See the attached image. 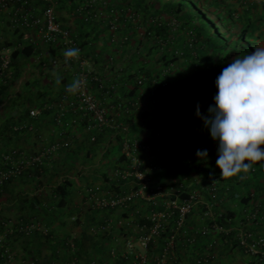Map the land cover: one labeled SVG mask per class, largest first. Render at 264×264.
Segmentation results:
<instances>
[{
	"label": "crops",
	"instance_id": "crops-1",
	"mask_svg": "<svg viewBox=\"0 0 264 264\" xmlns=\"http://www.w3.org/2000/svg\"><path fill=\"white\" fill-rule=\"evenodd\" d=\"M59 1L57 13L60 21L77 33L86 31V25L80 17H70L73 13L71 1L64 0L62 5H60L62 0ZM205 1L207 5L215 3L219 7L220 5L225 8L229 7L231 11L235 12V17H242L254 24V33L258 36V43L261 45L260 47H264L263 3L258 0ZM39 5L41 6V4ZM93 9L98 14L94 21L100 32L99 34L97 33L98 37L95 36L96 38L92 43L94 49L101 54V57L105 58V56L114 54L120 60L124 58L125 54L136 47L141 48L144 53L149 52L152 48L150 51L152 62L146 63L149 68H152L157 64L156 62L163 51L169 55L173 51L175 52L176 61L169 72L171 84L163 90L166 92V102L162 101L161 97L154 102H148L146 108L142 112H134L128 122L130 134L133 137L139 138L145 145L150 146L149 149L142 152V156L148 165L153 164L157 166V169L152 172V186L156 184H168L174 180H182L189 188H196L201 191L203 203L197 204L195 209L187 215L184 224L187 231L186 235L178 236L177 249L173 255L176 264H195L194 262L199 256L209 252H213L217 256L216 264H264V254L258 256L247 254L243 249L238 247L235 237L236 229L239 227L243 229L249 228L256 232H264V225L260 227L250 225L247 220V214L258 206L262 205L261 207L264 210V199L263 196H260L261 191L254 190L256 186L259 188L264 186V178L260 177L259 179L252 180L251 170L247 174L241 173L231 178L221 177L220 169L216 166L218 142L211 139L209 130L204 126L203 121L195 115L197 104L200 106L201 114L208 115L207 109L210 105L214 104L213 97L217 92L215 80L223 68L232 62L231 57H233L234 53H227L225 55L224 52L223 55L217 54L215 49L209 47V44H204L198 40L189 28L191 25L197 24V22L194 21L189 25L188 21H185L186 25L183 19H176L165 8L153 6H149V8H130L124 0H97ZM63 12H65L66 17ZM113 16L119 18L118 35L128 34L132 41L131 46L128 45L124 50H121L109 41L110 34L107 30V25ZM0 30V32H3V36L9 37V32L1 23ZM157 46H160V48L157 49ZM228 51L232 50L229 48L226 52ZM169 55H167L168 58L170 57ZM238 57H240V54L235 53V58ZM147 58V62H149L150 59L149 57ZM127 66H131L132 68L130 63ZM157 66L160 69V65L158 64ZM30 69L34 72V68ZM57 77H70V75L63 68H58L57 71L50 72L49 78L54 80ZM55 82L56 80L53 81V83ZM124 82L121 78L119 82L120 87L117 92L123 98H126L129 94V90L127 89L129 85ZM59 87L58 85L55 88L56 92L59 91ZM48 91L51 92L52 89L49 88ZM8 114L0 113V155L3 151L16 145L26 149L36 148L38 141L30 134H23L15 138V143H5L7 141L5 135L9 133L7 131L8 123L13 120L11 119L12 116ZM39 124L45 142L51 141L52 117L42 118ZM158 130L163 134L162 139H158L154 134ZM87 135L79 128L73 138V148L77 151L76 155L79 157H82L83 153L90 151L89 146L91 143L88 141ZM187 136L191 137L192 141L189 146L183 143L184 138ZM99 140H101L99 144L101 146L99 147L100 150L97 148L92 149L98 153L95 164H100L101 162L104 166L106 165L105 169H103L106 174L110 173L114 167H123L125 163L119 161L122 157L120 136L105 131L99 135ZM157 146H161V148L157 149ZM261 147L264 148V145H261ZM198 149L207 150L208 158L206 161L202 162L195 155ZM104 153L105 155L102 156ZM263 165L264 161H261L255 163L253 168H260ZM87 166L88 164H82V170L78 169V171L86 174ZM214 178H218V191L222 197V201L220 204L217 203L213 208V217L216 218V222L218 221L219 224L221 223L223 226L232 228L230 233L227 234L211 228L209 225L212 223V220L205 218L203 215V212L206 210L205 202L209 199L208 187ZM20 179H17L15 184L9 187V190L0 191V222H3V219L7 218L15 221L18 217V203L20 200L15 196L17 192L22 191L30 193V195L33 194L31 192L33 184L29 183L31 181H27L24 178L26 181L24 183ZM247 180L252 183L251 185L249 184V188L245 187ZM131 187L132 185H127V189ZM249 191L251 192L250 198L248 197ZM245 197L249 199L246 201L247 204H243V198ZM81 201V198L79 200L74 199L73 205L80 206V209L83 211L84 207H82ZM143 207L145 209V206ZM136 212L138 211L136 210ZM220 214L222 217H219ZM112 215H115V217H111L112 222L115 223L120 212L117 211ZM129 215L133 217L134 213L129 211ZM205 225L210 227V231L206 236L196 233L197 230ZM170 228L171 225L168 229ZM7 234L8 238H10V247L13 248L12 250L15 254V260L19 259L20 261L21 259V262H23V257L26 256V252H29V250H24L20 246V242L15 239L16 235L12 236V230L6 234L4 232L0 233V237L7 239ZM65 234L72 233L64 230L62 233H58L57 236H64ZM193 237H196V243L191 245L187 239ZM45 263L55 264V259L48 257L45 259ZM0 264L5 263L0 260Z\"/></svg>",
	"mask_w": 264,
	"mask_h": 264
},
{
	"label": "trees",
	"instance_id": "trees-1",
	"mask_svg": "<svg viewBox=\"0 0 264 264\" xmlns=\"http://www.w3.org/2000/svg\"><path fill=\"white\" fill-rule=\"evenodd\" d=\"M63 1L64 0L61 1L60 5H62ZM70 1L72 3L71 8H73V16L80 17L83 23L86 25V31H80L81 33H77L75 30H72L76 34L81 47L85 49L86 54L91 56L90 58L94 64L95 72H98L100 78H103L104 76L102 74L105 68V60L103 57H101V54L94 49L92 43L95 38L98 37L100 32V29L96 27V22L94 21L97 17V14L93 11L94 4L97 2V0L89 6H86V4L89 3V0ZM124 1L127 2V5H129L130 8H149V6L165 8L176 19H183L184 24L186 25L187 23L185 21H188V24L191 23V21L197 22V24L195 23L194 25H191L192 32L195 34V37L202 43L207 45L209 44L210 48L220 51L221 55H223L224 52L225 55L227 54L226 50L231 47L229 45L230 42L235 43L236 46L238 45L242 49H246L248 52L254 51L252 49V46L254 45L256 47L261 46L258 43V36H256L254 33V24L248 22L242 17H235V12L231 11V8L229 7L225 8L222 5L219 7L215 3L207 5L205 0ZM78 8H89L90 11L92 10L90 18L84 20V16L81 17L80 13L77 11ZM194 10H197L198 14L203 16L201 22L191 14V12ZM108 27L109 26L107 25V30ZM82 29L85 28L83 27ZM4 38L7 39L5 44L7 46L13 45L14 47H18L20 43L19 41H21L20 35L19 39L15 41H8V36H5ZM158 48H160V46H157V49ZM34 50L35 49L33 46L29 45H26L22 49H15L11 55V74L4 76V83L0 84V102L4 101L0 113H9L8 115H11V119H13L8 123L7 126V131H9V133L6 134L7 136L5 135V139L7 137V141H5L6 144H12V142L15 143L14 139L20 137V135L23 134H30L33 136L32 133L34 132L28 129L15 131L13 127L18 124L27 123L28 126L32 125L37 129L36 134H41V136L44 137L40 131L39 121L42 118L51 117L52 112L44 111L41 116L36 119L30 117L29 111L32 108L42 106L46 102L52 103L55 101L61 91L62 85L69 80L71 81L70 77H57L53 80H56L55 83H53V81L44 80V78L41 77L43 75L42 73H44L42 72L43 69H40L39 66L45 63L48 65V67H53L52 59L48 58L44 61L42 60V62L34 64L32 69L34 68V72L37 71L40 74L36 77H33L31 80L27 79L23 81L20 84V89L17 90L16 93H13L14 95H11L13 87L18 82L19 78L25 73L27 63H29L28 61L34 55ZM150 51L146 53L142 52L139 55L133 54L129 61L125 63L121 78L125 81L124 83H128L129 85L127 87L129 94L126 98H135L140 89H142L145 93H150L154 85L153 80L156 78L159 81L160 77L162 76V70H167L168 67L170 65L173 66L176 61L174 51L171 53V55L166 54L163 51L162 55L159 57V60L156 62L157 64H155V66L152 68H149L146 63L152 62L150 59L152 57ZM49 54L52 57H56L58 53L57 51L55 52V50H51L49 48ZM167 55L170 57L168 58ZM147 57L150 59L149 62H147ZM166 58L168 59L166 60ZM129 63L132 65L133 69L131 66H127ZM158 64L160 65V69L157 68ZM172 66H170V70ZM170 70L168 72H170ZM166 77H169V73L166 74ZM58 78L60 81L59 83H57ZM138 78H142L143 87L138 84ZM119 81H121V79ZM58 85L60 86L59 91L56 92L55 88L58 87ZM49 88L52 89L51 92L48 91ZM91 90L96 93L99 98L103 97L100 89L98 88L97 82L92 81ZM163 90V86L160 83L159 85L155 86L154 94L157 97L160 96V99L166 102V92ZM126 120L128 121L129 118H126ZM100 142L101 140L98 138L96 143L90 144V151L83 153L82 158L85 160V164H88L86 174L78 173L77 175L75 174L71 176V173L69 172V164L65 166V171H62V173L55 171L51 172L49 171L50 167L48 168L49 164H47L44 166H37L29 170L28 173L26 172L23 174L21 177L11 178L8 182L0 185V191H7L9 190V187L15 184L17 179L21 178L20 181L26 183L24 180L25 178L27 181H35V186L37 188L36 192L31 195L30 193H25L22 191L16 193L15 196L18 200H20L18 203V217L15 221H12L9 218L3 219L4 221L0 222V233L4 232L6 234L8 231L12 230V236L16 235L15 239H17V241L21 240L20 246L24 250H29V252H26L27 255L34 256L36 254H40L43 251L41 246L47 245L49 248L50 257L57 261L59 260V264H157L156 257L162 252V249L165 245L167 232L163 233L157 240L149 242L147 249H145L146 260L144 263H142L138 257L136 258V252H141L138 247H136L134 250H128L126 247V242L129 239L136 240L138 236L141 235L142 232L140 231V226L149 223V221L146 219V214L152 207L150 203H146L141 198L135 199L134 202H129V204L123 208H120V206L101 207L97 206L95 203L96 198L123 196L129 193L130 190L135 187L131 179H116L112 177V171L108 174L103 171L106 165L104 166L101 162L100 164H95L97 162L96 155L98 153L92 149L97 148L100 150ZM8 150L3 151L2 153H7ZM62 153L66 159H71L72 157L79 158V156L76 155L77 151L74 150V148L66 150ZM104 155L105 153L102 156ZM121 156L122 157L119 159V161L127 165V159L122 154ZM201 161L204 162L206 159L201 158ZM125 165H121L123 167H117L124 169ZM5 168V165L0 163V170ZM114 169L115 167L112 170ZM49 172L51 173L49 174ZM45 174L46 176L47 174L50 176L52 174V176L54 175V178L57 177L56 182H42L37 180L38 177L45 176ZM250 174H252V180H255L256 178L259 179L260 177L264 178V165L260 168H255V170ZM128 184L132 185V187L129 189H127ZM249 184L251 185L252 183L247 180L245 187L249 188ZM218 190L219 188H217L218 199L222 200ZM254 190H260V196H263L264 199V186H261V188L256 186ZM254 192L256 193V191ZM250 193L251 192L249 191L248 197ZM78 198L82 199L81 204L82 207H84L83 211L80 209V206L73 205L74 199ZM247 198H243V204H247L246 201L249 200ZM140 205L142 206L140 207ZM143 206H145V209ZM136 210L138 212H136ZM117 211L120 212V215H118V218L114 223L112 222L113 220L111 219V215ZM129 211L134 213L133 217L129 215ZM120 219L124 221L117 224V221ZM125 220L130 221L125 222ZM59 221H61L63 225L69 223L71 228L77 225L82 227V234L79 236H73L72 234L57 236L56 232ZM35 224H40L41 227L29 229L30 226ZM87 227L92 229L91 243L88 248H86L84 245V239L87 237L85 235L84 228L87 229ZM246 230L252 229L248 228ZM117 231L123 236V241L121 244L114 243V240H116L114 232L116 233ZM253 231L256 232L255 230ZM54 234L56 235L54 236ZM6 237L7 239H4V237L2 238L3 242L0 244L1 261H4L1 257V253L5 248H8L11 253H13V248L10 247L11 243H9L10 238H8V234ZM176 249L177 244L175 250ZM13 255L15 258V254ZM35 259L36 260L33 261V264H42L39 259ZM169 260L170 261H168V264H176L173 256L169 257Z\"/></svg>",
	"mask_w": 264,
	"mask_h": 264
},
{
	"label": "built area",
	"instance_id": "built-area-1",
	"mask_svg": "<svg viewBox=\"0 0 264 264\" xmlns=\"http://www.w3.org/2000/svg\"><path fill=\"white\" fill-rule=\"evenodd\" d=\"M95 1L89 0L86 6L92 5ZM258 1L264 3V0ZM58 3L59 0H0V23L10 34L8 41L19 39V35L21 39L18 47L7 46L5 45L7 39L4 38L3 32H0V84L4 83V76L11 74L12 52L18 48L22 49L26 45L33 46L35 49L33 57L37 63L51 58L53 66L51 69H55L51 72L63 68L72 77L71 81L62 85L55 101L46 102L29 111L30 117L36 119L44 111L52 112L51 141L45 142V138L41 134H36L37 129L32 125L28 126L27 123L13 127L15 131L28 129L34 132L32 134L39 142L36 149L32 151L16 145L10 147L7 153L1 154L0 163L4 164L6 168L0 170V185L8 182L11 178L21 177L37 166L46 165L56 155L73 148V138L79 128L83 133L88 134L87 139L90 143H96L99 135L105 131L118 135L121 139V154L127 159V165L124 169L115 167L111 174L116 179H131L135 187L123 196L96 198L95 203L101 207L120 206V208L126 207L129 202H134L139 198L150 203L152 207L146 214L149 223L140 226L141 235L136 240L129 239L126 242V247L128 250L138 247L141 252H136V258L138 257L144 263L146 260L145 249L149 242L157 240L167 232L165 245L160 255L156 257V263L168 264L169 257L175 253V247L179 241L178 236L186 235L184 224L187 215L195 209L197 204L203 203L201 191L189 188L182 180L152 186V172L157 169V166L148 165L142 156V152L149 149L150 146L130 134V125L126 118H130L134 112H142L148 102L158 100L160 96L157 97L154 94L155 86L160 83L163 89L170 86L171 81L169 77H166V74L169 73L172 65L167 70H162L159 81L156 78L153 80L154 85L150 93H145L140 89L135 98H123L117 91L125 64L118 60L114 54L105 56V68L102 74L104 77L100 78L98 72L94 70L91 56L87 55L85 49L81 47L74 31L58 18ZM77 11L81 17L84 16V20H87L90 18L92 10L78 8ZM108 26L111 44L118 46L121 50H124L128 45L131 46L132 41L128 34L118 35L120 23L117 16H113L109 20ZM73 47L80 50L79 57L66 58L64 52ZM49 48L57 51L56 57L50 56ZM142 52L141 48L136 47L125 54L123 60L126 63L133 54L139 55ZM46 68L50 67L45 63L41 65V69L44 71ZM75 81L80 82V87L75 91H70L69 86ZM92 81L98 83L102 98H99L91 90ZM138 84L143 85L142 78H138ZM154 134L158 139L163 137L159 130ZM183 142L185 145H190L191 137H186ZM160 148L161 146H157V149ZM217 188L218 178H214L208 187L209 199L205 202L206 210L203 215L212 220L209 225L211 228L227 234L232 228L219 224L213 217V208L222 201L218 199ZM219 217L222 215L220 214ZM247 220L250 225L260 227L264 225V212L255 208L247 214ZM170 225L171 228L168 229ZM209 226H203L196 233L206 236L210 231ZM34 227L39 228L40 226L35 224L29 229ZM235 237L238 247L247 254L253 256L264 254V232H254L239 227L236 229ZM187 241L191 245L195 244L196 237L188 238ZM2 242L3 239L0 237V244ZM1 257L5 264H12L14 261V255L8 248L2 250ZM216 262L217 256L213 252H209L199 256L194 263L216 264Z\"/></svg>",
	"mask_w": 264,
	"mask_h": 264
},
{
	"label": "clouds",
	"instance_id": "clouds-1",
	"mask_svg": "<svg viewBox=\"0 0 264 264\" xmlns=\"http://www.w3.org/2000/svg\"><path fill=\"white\" fill-rule=\"evenodd\" d=\"M79 54L75 47L64 52L66 58H78ZM215 85L217 92L208 115L201 114L199 104L195 115L203 121L211 139L218 142L216 166L220 176L231 178L253 172V165L264 161V47L233 59L217 76ZM79 87L80 82L75 81L69 90ZM195 155L200 160L208 158L206 149H198Z\"/></svg>",
	"mask_w": 264,
	"mask_h": 264
},
{
	"label": "rangeland",
	"instance_id": "rangeland-1",
	"mask_svg": "<svg viewBox=\"0 0 264 264\" xmlns=\"http://www.w3.org/2000/svg\"><path fill=\"white\" fill-rule=\"evenodd\" d=\"M132 8H134V7H132ZM190 10H191V8H190ZM63 13H64V15L66 17L65 12H63ZM191 14L193 16H195L198 21H200V22L202 21V17L203 16L202 15H199L197 10L192 11ZM70 17H73V15H70ZM67 20L69 21V19H67ZM191 23H193V22L191 21ZM191 23H189V25ZM189 28L192 30L191 27H189ZM229 45L231 46L230 47V50H232V51H228L227 53H231V54L234 53L233 57H231L232 60L235 59V53L240 54V57H243L244 55H247V54L250 53L246 49H244V48L242 49L238 45L236 46L235 43H233V42L232 43L230 42ZM246 47H248V46H246ZM252 49L255 50L256 49V46L255 45L252 46ZM216 52H217V54H220L221 55L220 51H216ZM221 58L224 59L223 56H221ZM120 61H122V63L125 64V60L120 59ZM28 62L29 63H27V66H26V69H25V73L23 74L22 77L19 78L18 82L13 87L12 94L13 93H16L17 92L16 90H19L20 89V84L23 81H25L27 79L31 80L33 77H36V76H38L40 74L37 71L36 72H33V71H31V69L29 70V68L34 67V64H37L35 58L32 57ZM39 68L41 69V66H39ZM54 70L55 69H51V68H46L45 71L42 70V72H44V73L41 72L43 74L41 77H43L44 80L53 81L52 79L49 78V76H50V72L51 71H54ZM0 103L1 104H4V101L3 102H0ZM1 104H0V106H1ZM29 149H31V148H29ZM29 149H27V150H29ZM33 149H36V148H32L31 150H33ZM47 164H49L48 165V168L50 167L49 168V171H51V172L55 171V172H58V173H60V172L62 173V171H65V168H66L65 166L69 164L68 165L69 166V172L71 173V176H73L75 174L77 175L78 173L80 174V172L78 171V169L79 170H82V164L85 165V160H83L82 157H79V158H73L72 157L71 159L70 158L69 159H66L65 156H64V154L63 153H60V154L56 155V157H54ZM63 164H64V166H63ZM51 172H49V174ZM49 174H47V176L45 174V176L38 177L37 180H40L42 182H44V181L45 182L51 181L52 183H55L56 180H57V177L54 178V175L52 176V174H51V176H50ZM29 183L30 184L31 183L33 184V189L31 190V192H33V193L36 192V189L37 188H35V185H34L36 182L35 181H32V182H29ZM30 188H31V185H30ZM78 200H79V198H78ZM111 217L113 218V217H115V215H111ZM123 221L124 220L120 219V220L117 221V224L122 223ZM127 221H130V220H125V222H127ZM39 226L41 227L40 224H39ZM54 227H56V226H54ZM81 229H82V227H80L78 225L71 228L69 223L63 225L62 222L59 221L58 222V225H57V234L58 233H62L65 230V231H68V232L72 233L73 236H79V235L82 234L81 233V231H82ZM84 229H85V235L87 236L84 239V245H85L86 248H88L90 246V243H91V238H92L91 233H92V229L90 227H87V229L86 228H84ZM114 234H115V237H116V240H114V243L121 244L122 241H123L122 234L119 233L118 231L116 233L114 232ZM19 242H21V240ZM18 245H19V243H18ZM41 249L43 251L40 254H36L34 256L27 255L26 254V256L23 257L24 258L23 259V262H21V259L19 261V259H16L15 260V258H14V261H13L12 264H33V261L36 260L35 258L39 259L42 264H45V259H47L48 257H50L49 248H48L47 245H43V246H41ZM168 261H170V260H168ZM50 264H52V263H50ZM55 264H59V260L58 261L55 260Z\"/></svg>",
	"mask_w": 264,
	"mask_h": 264
}]
</instances>
